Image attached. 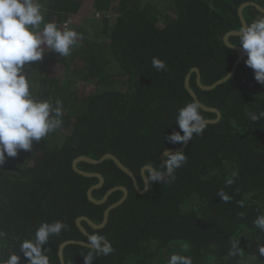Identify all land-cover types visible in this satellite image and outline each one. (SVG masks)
<instances>
[{
    "label": "trees",
    "instance_id": "trees-1",
    "mask_svg": "<svg viewBox=\"0 0 264 264\" xmlns=\"http://www.w3.org/2000/svg\"><path fill=\"white\" fill-rule=\"evenodd\" d=\"M246 1L264 7V0H39L45 22L61 28L70 22L81 39L70 56L46 49L42 60L26 68L35 99L54 106L62 101L63 123L31 151L0 163V231L6 233L0 258L15 253L27 264L20 244L34 238L44 222L67 226L44 245L50 264H60L61 242H89L76 218L86 215L100 223L105 208L123 193L115 191L101 205L91 202L87 190L98 178L73 169L79 155L115 154L144 189L141 167L147 162L160 167V154L182 145L167 137L179 130V110L194 100L185 87L186 75L199 67L203 84L209 85L231 70L238 53L223 36L241 28L238 8ZM75 16H83L80 23ZM244 16L250 25L264 13L248 6ZM230 41L240 45L239 36ZM154 57L165 62L164 70L152 66ZM246 59L213 90L201 89L192 72L190 85L201 102L222 116L193 136L182 150L186 162L172 178L139 193L110 159L78 163L80 169L104 175V185L93 191L97 199L115 185L129 189L104 228L82 222L114 249L96 256L93 264H167L175 253L191 257L193 264H264L259 252L264 231L254 224L264 214V117L251 119L264 112V85ZM201 110L206 119L216 117ZM221 190L230 196L228 202L218 196ZM237 240L239 252L232 255ZM89 251L68 245L66 264H84Z\"/></svg>",
    "mask_w": 264,
    "mask_h": 264
},
{
    "label": "clouds",
    "instance_id": "clouds-1",
    "mask_svg": "<svg viewBox=\"0 0 264 264\" xmlns=\"http://www.w3.org/2000/svg\"><path fill=\"white\" fill-rule=\"evenodd\" d=\"M42 7L39 0H0V163L6 156L16 157L22 150L31 151L34 143L40 142L63 123L62 101L56 100L54 106L48 100L35 99L30 91L26 68L32 62L42 60L46 49L61 57L70 56L81 36L68 26L70 22H65L63 28L55 22H45ZM238 44L247 55L245 63L253 69L255 80L264 85V16L253 20L250 25L241 26ZM152 66L157 70L166 67L165 62L156 57L152 59ZM262 117L264 112L253 114L251 119L257 121ZM176 122L179 130L167 137L172 144H186L194 135L203 134L208 124L201 104L196 100L179 110ZM186 159L184 151H167L160 167L147 162L144 190H148L153 182L161 183L172 178ZM233 182L229 179L226 183L231 185ZM218 196L224 202L230 200L223 190L218 192ZM254 224L264 231V214L259 215ZM66 227L61 221L41 223L34 238L25 239L20 244V253L27 264H50L44 245ZM5 235L0 231V239ZM88 241L91 251L84 256V264H93L96 256H107L114 250L101 234L90 235ZM239 244L238 240L232 243V255L238 254ZM259 252L264 256V245L259 246ZM21 260V255L13 253L6 260L0 258V264H21ZM167 264L193 262L191 257L172 254Z\"/></svg>",
    "mask_w": 264,
    "mask_h": 264
},
{
    "label": "water",
    "instance_id": "water-1",
    "mask_svg": "<svg viewBox=\"0 0 264 264\" xmlns=\"http://www.w3.org/2000/svg\"><path fill=\"white\" fill-rule=\"evenodd\" d=\"M248 6H252V7L256 8L257 10H259L260 12L264 13V7H262L259 3L255 2V1L243 2L238 8V15H239V18L241 20L242 26L248 25V22H247V20H246V18L244 16V10ZM239 35H240V29L239 30L232 29V30L226 32L224 34V36H223L224 43L228 47L232 48L233 50H235L238 53V57L234 61L231 70L227 73L228 76L226 78H225V76L227 74L225 76L221 77L220 79L216 80L212 84H209V85L203 84V82L201 80V71H200L199 67H193L190 70V72L186 75L185 87L188 90V92L190 93V95L193 97V99L198 101L201 104V108L202 109H204L206 111L213 112V113L216 114L215 118L206 119L208 121V123H215V122L219 121L221 119L222 114H221V112H220V110L218 108L205 105L203 102H201L199 96L197 95V93L193 90V88L190 85L191 74H192V72H194L196 74L197 85L203 90H213L217 86L227 82L232 77V75L235 73L239 63L246 56V53L242 49V45L233 44L230 41V37L231 36H239ZM189 141L186 144H182L180 147L168 148V149L164 150L160 154L161 161H163V159H164V153H166L167 151L168 152H173V153L178 152V151H182V150H184L187 147V145L189 144ZM107 159L112 160L114 162V164L120 170H122L123 172H125L127 175H129L132 178L134 187L136 188V190L139 193H144V192L147 191V190H144V189H140L139 184H138V179H137L135 173L128 166L123 164V162L115 154H113L111 152H107V153L103 154L100 158H93V157H91L89 155H79L76 158H74L73 162H72V167L77 173H79L81 175H84V176H87V177H97L98 178V182L96 184H93L87 190V197H88V199L91 202L101 205V204L106 203L108 198H109V196L112 193H114L115 191L121 190L122 193H123L122 197L118 201L110 204L109 206H107L105 208L104 213H103V220L100 223L94 222L93 220H91L86 215H81V216L76 218L75 222H76L77 227L87 237H89L92 234H90L87 231V229L85 228V226L83 225L82 222L86 221L93 229H102V228H104L106 226L108 220H109V216H110L111 211L113 209H115L116 207H118L119 205H121L127 199L128 194H129V189L126 186H124V185H115V186L109 188L106 191V193L104 194V196L102 198H100V199H97L93 195V191L95 189L101 188L104 185L105 177H104V175L102 173H99V172H96V171H86V170L80 169L78 167V163L87 162V163H91V164H99V163H101V162H103V161H105ZM144 168H145V165L141 167L140 174H141V177L143 179L144 188H145L146 176H145ZM106 241L109 242L107 239H106ZM70 244H79V245L90 247L89 242L84 241V240H79V239H68V240H65V241L61 242L60 245H59V250H58L60 264H66L65 257H64V250Z\"/></svg>",
    "mask_w": 264,
    "mask_h": 264
},
{
    "label": "rangeland",
    "instance_id": "rangeland-1",
    "mask_svg": "<svg viewBox=\"0 0 264 264\" xmlns=\"http://www.w3.org/2000/svg\"><path fill=\"white\" fill-rule=\"evenodd\" d=\"M82 17H83V16H82ZM82 17H81V16H75V18H73V19H74L75 23H80ZM95 17H96V16H95ZM89 18H90V17H89ZM90 19H91V18H90ZM53 69H55V68H53ZM82 89H87V87H84V86L82 85ZM175 254H177V253H175Z\"/></svg>",
    "mask_w": 264,
    "mask_h": 264
}]
</instances>
